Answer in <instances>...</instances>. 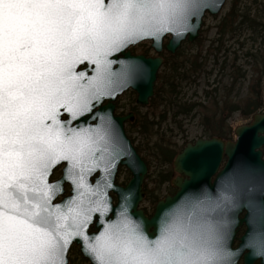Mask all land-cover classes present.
<instances>
[{"label":"snow or ice","instance_id":"snow-or-ice-1","mask_svg":"<svg viewBox=\"0 0 264 264\" xmlns=\"http://www.w3.org/2000/svg\"><path fill=\"white\" fill-rule=\"evenodd\" d=\"M199 7L200 0H0V264H66L76 238L94 264H226L223 215L245 199L264 221L257 189L229 183L167 213L154 238L126 210L99 234L87 233L93 213L109 208L103 188L89 187L84 173L106 161L110 134L71 125L108 94L109 56L176 31ZM77 65H94L95 75ZM137 70L129 65L122 75ZM61 161L78 194L54 205L58 185L48 177ZM249 246L264 253V224Z\"/></svg>","mask_w":264,"mask_h":264},{"label":"flooded vegetation","instance_id":"flooded-vegetation-1","mask_svg":"<svg viewBox=\"0 0 264 264\" xmlns=\"http://www.w3.org/2000/svg\"><path fill=\"white\" fill-rule=\"evenodd\" d=\"M201 33L200 30V35ZM169 37L170 35L166 33L162 35L159 49H156L152 44L151 38H145L136 43H129L120 52L109 56V60L112 61V68H116L119 63L118 61L122 60L125 55L130 57L160 58L161 66L157 72L158 77L159 71L166 68V63L172 56L178 61L181 60L182 47L188 43L187 41H183L176 52L172 54L166 48ZM190 44L195 45L196 43L193 41ZM94 67V65H88L85 68L84 66L77 65V71H86V75L91 77L95 75ZM135 94V91L129 87L122 90L115 97H111L108 94L103 95L99 98L98 103H96L97 101H93L92 111L82 116V118L89 120L88 124L94 125L97 121V118L91 119L94 112L112 107L111 116L113 118H123L122 128L129 148L134 154H137L146 166V171L139 183H135L134 170L123 162L125 160L124 156L117 157L115 163L111 161L110 164L105 165L109 167L108 172L104 171L105 166H101L90 173H84L85 181L89 187L93 189L97 187L103 188L109 208L106 215L99 213L93 215L92 223L87 229L88 234H99L106 223L115 221L119 217L120 212L126 210L127 215L141 226L144 233L150 238H154L158 233L162 218L188 201L185 198H174L182 187L176 180L178 178L184 179L186 176L183 173L177 172L172 162L183 148L174 154L171 162H168L166 144L160 145L156 143L152 145L151 136L144 135L139 137L140 134L137 133L142 132H139V130L142 129L145 132L146 129L144 122L146 121V114L142 115L140 122L138 108L146 107L147 109L150 105V99L147 105H140L136 102ZM64 116L67 117V114L64 113ZM75 122L73 121L71 126H74ZM142 123L144 127H142ZM66 165H69L67 161H61L53 167L48 177L49 183L59 182V190L54 194L53 203L61 202L65 198H71L75 191H77L72 181L62 178L63 169ZM108 184L111 186H106ZM221 222L228 229L226 249L232 253L227 258L226 264H264V253L258 248L249 246V240L253 233L258 231L262 224H264V221L261 220L258 214L248 208H243L239 214V221L234 231L231 229L230 210L223 215ZM81 247L82 243L76 241L70 244L67 253V264H92L83 255Z\"/></svg>","mask_w":264,"mask_h":264},{"label":"water","instance_id":"water-1","mask_svg":"<svg viewBox=\"0 0 264 264\" xmlns=\"http://www.w3.org/2000/svg\"><path fill=\"white\" fill-rule=\"evenodd\" d=\"M225 2L226 0H200V7L189 17L184 26L179 27L176 31L165 32L170 35L166 44L167 50L174 54L183 41L189 43L195 41L200 35L204 16L206 14H219ZM162 35L157 38H146H151L152 44L156 49H159ZM118 62L116 68H112V66L110 68V71L115 75L111 77L113 83L107 89L108 95L115 97L122 90L131 87L136 93V102L140 105H147L149 99L154 95L161 59L125 55ZM129 65L137 66L138 70L125 78L122 74L125 72L126 66ZM111 109L112 107L95 111L91 117V119L97 118L94 125L88 124V119L80 117L72 127L100 126L106 128L110 134V155L106 158L105 162L100 164V167L107 165L108 161L115 163L117 157L124 156L125 160L123 162L134 170L135 183H139L146 171V166L137 154H134L129 148L122 128L123 118H113L110 114ZM234 133L236 136V140L234 141L214 136L211 138H198L194 142L186 143L182 151L175 156L172 162L174 169L186 176L184 179L178 178L176 180L182 187L174 198L191 200L199 197L203 199V193H210L215 196L224 186L234 183L241 187H255L257 189V196L255 197L256 205L258 206L263 201L264 196L259 195V189L264 186V155L262 149L264 146V111L254 114L249 124L238 126L235 128ZM69 167V165L64 167L62 178L73 182L68 172ZM76 172L79 174L78 169ZM50 184L59 186V182ZM77 194V191H75L72 197ZM71 198H65L61 202L52 203L54 205H63ZM243 208L249 209L245 199H241L236 206L230 209L232 231H234L239 221V214ZM88 235L92 236L96 234ZM74 241L82 243L81 250L83 255L94 264L93 259L88 255L84 247V242L79 238L73 239L72 242ZM67 253L66 264L68 262Z\"/></svg>","mask_w":264,"mask_h":264},{"label":"rangeland","instance_id":"rangeland-1","mask_svg":"<svg viewBox=\"0 0 264 264\" xmlns=\"http://www.w3.org/2000/svg\"><path fill=\"white\" fill-rule=\"evenodd\" d=\"M232 3L235 4L238 13H247L251 18L257 17L259 27L257 31H252L243 24L236 30L234 35L231 37L226 36L225 39L228 37L229 39L224 42L225 45L218 54V56L223 57L214 66L212 56L214 52L210 51L211 54L207 57L208 51L210 50L209 46L216 37V25L228 12ZM201 32L202 42H198L195 45H191L188 42L183 46L181 56L184 54L187 56L194 55L200 51L205 60V64H207L204 67L205 71L201 72L195 81L187 80L183 82L177 93V99L191 102L201 100L205 107H200L196 113L193 111L187 116L174 117L172 111H167V100L170 97L164 94V90L161 91L160 95L153 102L150 99V105L149 107L147 106V109L146 107L138 108L140 122L142 115L146 114V121H144L146 129L145 132L142 129L139 130V132H142L137 134H140L139 137L144 135L151 136L150 140L152 145L156 143L160 145L166 144V147L177 148L176 152H178L186 143L194 142L196 139L203 137V126L200 124L199 116L201 117L210 113L212 110V108L210 109L208 107L209 103L204 99L203 93L201 92L203 86H206L210 90L217 86L219 91L218 96H221L225 92L226 101L229 102L230 100L244 98L254 83L258 82V84L260 83L264 96V64H257L255 59L247 53L253 52L256 49H264V0H226L219 14H206L204 16ZM215 45L214 43L212 46ZM232 52H235L233 56L236 58V65H238L237 71L233 72L229 66L224 67L221 64L225 54L228 55L226 60L229 63V59L232 58L230 55ZM164 70L161 69L159 73L164 72ZM207 84L209 85L207 86ZM224 87L225 89H223ZM219 114V117H224L223 126L226 127L227 124H230L233 130L238 126L249 124L252 121V116L245 118L241 117L239 113H233L229 117H227V111L224 113L220 112ZM229 140H236L234 131ZM262 149L264 155V146Z\"/></svg>","mask_w":264,"mask_h":264},{"label":"trees","instance_id":"trees-1","mask_svg":"<svg viewBox=\"0 0 264 264\" xmlns=\"http://www.w3.org/2000/svg\"><path fill=\"white\" fill-rule=\"evenodd\" d=\"M243 24H245V27L252 31H257L259 27L257 17L251 18L247 13H238L235 4L232 3L228 12L216 25V37L209 46L210 50L208 51L207 57L211 54L210 51L214 52L212 54L214 66L218 63L219 59L223 57L218 56V54L224 47V42L227 41L229 37L234 35L236 30ZM226 36L229 37L225 39ZM198 42H202L201 35L197 40H195L196 44H198ZM214 43L216 45L212 46ZM263 52L264 49H256L253 52L247 53L255 59L257 64H264ZM230 55L232 58L229 59V63H227L226 60L228 55L225 54L221 64H223L224 67L229 66L232 72L237 71L238 65H236V58L233 56L235 55V52H232ZM258 59H260V61H258ZM206 65L207 64H205V60L200 51L190 56L184 54L182 55L180 61L172 56L171 59H168L164 72H160L157 77L155 94L151 98V102H153L160 95L161 91L164 90V94H167L170 97V99L167 100V111H172V115L174 117L187 116L193 111L196 113L200 107L204 108L205 105L201 100L191 102L177 99V93L179 92V88L183 82L187 80L195 81L197 76L200 75L201 72L205 71L204 67ZM208 85L209 84H207V86ZM223 89H225V87ZM201 92L203 93L204 99H206L209 103L208 107L210 109L212 108L210 113L201 117L199 116L200 124L203 126L202 136L205 138L217 136L227 140L232 137L234 130L230 124H227L226 127L223 126L224 117H219L220 112L224 113L227 111V117L231 116L233 113H239L241 117L247 118L264 111V96L260 83L258 84V82L254 83L251 90H249L248 94L244 98L230 100L229 102L226 101L225 92L224 94L222 93L221 96H218L219 91L217 86L211 90L206 86H203ZM141 125L144 127L143 123ZM176 151L177 148L175 147H166L168 162L172 159Z\"/></svg>","mask_w":264,"mask_h":264}]
</instances>
